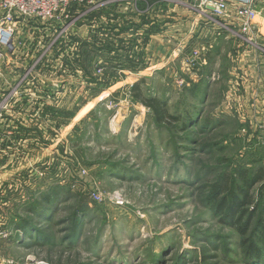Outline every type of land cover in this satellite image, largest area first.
I'll return each mask as SVG.
<instances>
[{
    "label": "rangeland",
    "instance_id": "1",
    "mask_svg": "<svg viewBox=\"0 0 264 264\" xmlns=\"http://www.w3.org/2000/svg\"><path fill=\"white\" fill-rule=\"evenodd\" d=\"M130 1L97 6L66 28L31 21L19 34L16 78L1 83L15 91L2 96L0 114V264H254L241 243L264 221V188L245 185L264 169V130L226 114L234 98L226 60L208 78L199 60L202 80L192 83L194 47L164 34L187 20L183 7L167 17L169 7L138 11ZM136 94L161 99L169 119L157 122ZM50 185L60 189L46 220L28 202ZM246 191L248 214L231 224L216 202L242 201ZM24 218L43 233L36 241L16 229Z\"/></svg>",
    "mask_w": 264,
    "mask_h": 264
},
{
    "label": "built area",
    "instance_id": "2",
    "mask_svg": "<svg viewBox=\"0 0 264 264\" xmlns=\"http://www.w3.org/2000/svg\"><path fill=\"white\" fill-rule=\"evenodd\" d=\"M112 1V2H111ZM125 0H101L100 5L93 3V0H0V114L3 109L7 108L8 99H2L8 93V96L14 94V87L8 85L2 90L1 83L4 80L12 81L16 77H12V71L9 69L14 66L15 58L21 53L22 30L29 31L31 21H55L59 20L60 27L65 28L70 24L73 25L78 18L85 17L88 13H92L94 8L114 4L116 9H122ZM145 0H132V7L138 9L139 4H146V8H153L155 2L143 3ZM167 3H175L181 5L188 10L192 9L200 14L205 20L209 21L216 27L217 31L226 29L235 37L241 38L248 42L249 45L264 50V47L255 42L258 34H263L264 30V0H159ZM106 4V5H105ZM76 6H82L75 15H69L71 9ZM144 9V10H145ZM37 22V23H38ZM69 25V26H70ZM59 27V25H58ZM63 27V28H64ZM35 28V27H34ZM64 29L61 30L63 32ZM225 30V31H226ZM60 37V35H59ZM58 40L54 38L50 42V46ZM208 48L201 46L195 48L191 58L187 59L186 65L191 70L195 64L203 59V55ZM46 54L45 51L40 52L38 60ZM33 63V61H32ZM32 66L25 68L24 79H27L31 72ZM22 79L21 81H23ZM7 82V81H6ZM180 83H184L179 80ZM11 87V88H10ZM10 88L8 91L7 89ZM1 119V118H0ZM93 196L98 198L97 192H93Z\"/></svg>",
    "mask_w": 264,
    "mask_h": 264
},
{
    "label": "crops",
    "instance_id": "3",
    "mask_svg": "<svg viewBox=\"0 0 264 264\" xmlns=\"http://www.w3.org/2000/svg\"><path fill=\"white\" fill-rule=\"evenodd\" d=\"M153 4H159L158 7H169L168 11H163L167 17L169 14L178 12L176 7L181 6L159 0ZM153 8H155V5ZM182 11L178 13L184 15L187 20L176 27L173 25L169 29L170 31L164 33L166 34L165 36L169 39L183 37V47L186 50L201 46L208 48L203 59H200L202 60V65L205 66L204 71H202L204 74L202 76H206L205 78H208L210 73L214 74L212 71L213 65L223 68L221 63L226 60L229 65L223 71L225 70L230 82L232 81L230 88L234 96L232 102L226 105V114L233 116L240 123L247 124L246 126L250 130L257 131V133L260 128L264 130V53L259 51L260 48H254L249 44L245 45L240 40L237 41L235 36L227 33V31H217L213 24L201 17L196 11L188 10L185 7L182 8ZM165 23L168 24L169 22L164 20L162 25L158 24L166 28ZM155 35L152 38L157 40L163 38L160 37V34L157 37ZM262 36L264 37V31ZM262 39L264 40V38ZM157 48H159V45ZM235 60L238 62V66L233 64ZM191 71L192 83L200 82L202 78L196 79L198 76L196 68L192 67ZM232 79L236 81L234 82ZM203 95L208 100L209 91L205 90ZM193 96L198 100V96L195 94ZM242 107H244V110L241 109ZM225 112L223 111L222 113L224 114Z\"/></svg>",
    "mask_w": 264,
    "mask_h": 264
},
{
    "label": "trees",
    "instance_id": "4",
    "mask_svg": "<svg viewBox=\"0 0 264 264\" xmlns=\"http://www.w3.org/2000/svg\"><path fill=\"white\" fill-rule=\"evenodd\" d=\"M123 67V65H122ZM123 70V69H122ZM134 98L136 100L141 101L143 104L145 103L147 106H149L153 110V114L155 115V118L157 122L161 123L165 120L169 119L166 109L164 108L162 100L154 97H149L146 99L139 98V95H134ZM173 119H176L175 117ZM263 181L261 184V189L264 188V169H260L256 174L254 175L253 180L250 182L248 181L245 185V189H249L250 186L255 183ZM57 185H50V187L47 188V190H43V196L36 197L39 198L35 199L28 205V211L34 213H38L41 217H43L46 220H50V213L49 208H51L52 203L58 199L56 195L58 188ZM217 201V197L215 199ZM250 202L248 192L246 191L243 196L242 201H234V203H227L226 199H219L216 202V208L224 218L227 220L231 219V224L236 225L237 223H240L244 220V217L248 214V211L243 208V205L248 204ZM46 213V214H45ZM234 220V222H233ZM23 224L19 225L18 228H22L26 232L27 235H29L30 239H34L36 241V238L43 234L40 229H38V225L34 224L29 219H25L22 221ZM258 226H256V230L254 231L253 237H245L241 243V246H243V249H245V253H247V256H249V259L254 264H264V221L260 220L258 221ZM27 227H31L33 231H28ZM251 228L250 220H246L244 222V225H241L239 227L240 233L242 236L246 235Z\"/></svg>",
    "mask_w": 264,
    "mask_h": 264
}]
</instances>
